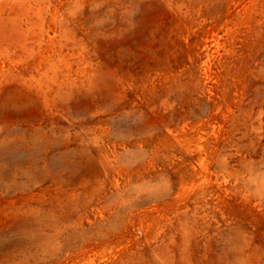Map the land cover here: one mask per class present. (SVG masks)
<instances>
[{
  "label": "rangeland",
  "instance_id": "1",
  "mask_svg": "<svg viewBox=\"0 0 264 264\" xmlns=\"http://www.w3.org/2000/svg\"><path fill=\"white\" fill-rule=\"evenodd\" d=\"M0 264H264V0H0Z\"/></svg>",
  "mask_w": 264,
  "mask_h": 264
}]
</instances>
